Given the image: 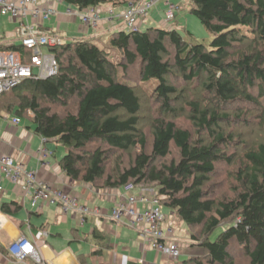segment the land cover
I'll return each instance as SVG.
<instances>
[{"label":"trees","instance_id":"obj_1","mask_svg":"<svg viewBox=\"0 0 264 264\" xmlns=\"http://www.w3.org/2000/svg\"><path fill=\"white\" fill-rule=\"evenodd\" d=\"M61 1L79 11L129 4ZM188 2L190 13L215 35L210 45L187 41L170 25L175 20L168 24L171 28L112 33L108 43L121 53L119 63L91 40L63 43L49 50L58 59V74L26 80L0 96V113L20 118L32 113L36 134L45 144L65 149L60 166L75 182L103 190L128 184L158 188L162 206L188 226L191 247L204 252L174 264H264V143L246 149L239 169L231 173L233 195L219 194L220 185L212 182L218 166L234 163L236 154L227 150L248 144L236 142L226 126L255 120L264 131V0ZM6 50L29 55L21 45L0 46ZM132 70L141 84L157 81L153 94L131 80ZM169 77L182 80L183 91ZM198 84L204 100L184 97ZM139 92L160 106L151 121L149 154L140 128ZM185 112L193 129L177 122ZM137 147L141 151L129 166L110 171L114 154ZM175 150L178 159L170 162ZM0 208L8 215L21 210L17 202Z\"/></svg>","mask_w":264,"mask_h":264},{"label":"crops","instance_id":"obj_2","mask_svg":"<svg viewBox=\"0 0 264 264\" xmlns=\"http://www.w3.org/2000/svg\"><path fill=\"white\" fill-rule=\"evenodd\" d=\"M40 3L41 6L56 9L58 14L46 21L41 18L29 21L36 24L42 33L58 36L63 42L62 24L75 38L74 41L100 39L106 33L127 30L122 22L118 20L110 22V19L113 14L124 12L128 4L119 8L111 5L96 8L100 13L101 22L94 29L83 24L77 15L78 9L61 0H40ZM68 10H72L73 14H68ZM148 23L147 26L140 25V29L145 31L148 27L154 26L150 20ZM20 24L19 19L0 15L1 47L21 45ZM163 24L171 27L165 21ZM163 24L158 27H164ZM29 115L30 118H20L14 113H0V154L13 157L23 163L28 170L37 172L40 178L76 196L80 204L100 208L107 214L86 216V221L82 224V215L64 214L58 204L41 202L37 208H33L30 196L22 187L1 179L3 192H0V207L3 203L17 202L21 210L8 215L2 213L0 208V264H16L11 260L8 247L21 237H26L35 244L46 264H139L142 258L144 264L176 263L169 257L149 249L137 231L110 218L109 213L128 196L124 187L96 189L66 176L60 166L62 159L58 158L56 150L51 146L56 143H44V139L36 134L31 119L33 114ZM14 118H19L20 123L14 124ZM44 147L53 154L44 163H40L38 153ZM175 221L176 219L172 222ZM176 237L183 248V255L186 254L190 258L185 242L178 239V232ZM27 264L35 263L29 259Z\"/></svg>","mask_w":264,"mask_h":264},{"label":"built area","instance_id":"obj_3","mask_svg":"<svg viewBox=\"0 0 264 264\" xmlns=\"http://www.w3.org/2000/svg\"><path fill=\"white\" fill-rule=\"evenodd\" d=\"M162 1L167 6L165 22L170 24L175 20L177 6L173 0ZM155 5L156 0H146L140 5L130 4L124 12L113 14L110 22L118 20L125 24L128 31H140V21L143 17H148ZM57 14L56 9L41 6L40 0H0V15L20 20L21 46L29 53L25 56L20 51H0V96L12 92L26 80H45L58 74V59L49 50L64 42L58 36L42 33L36 24L29 21L40 18L46 21ZM68 14H73L72 10H68ZM77 15L83 24L90 28L96 29L101 22L100 13L93 8L78 11ZM13 123L19 124L20 119L14 118ZM52 154L49 149L41 148L38 153L40 163H44ZM1 179L22 187L30 196L33 208H37L41 202L58 204L64 214L82 215V224L85 223L86 216L107 214L100 208H90L80 204L76 196L64 192L40 178L37 172L28 170L23 163L4 154H0ZM124 188L128 196L109 213L110 218L137 231L149 249L178 262L183 255V248L176 237L175 222L166 223L168 217L163 211L158 188L134 184H128ZM0 192H3L1 181ZM8 250L12 262L16 264H27L29 259L35 264H46L42 253L26 237H21L12 243ZM144 262L143 258L139 260V264Z\"/></svg>","mask_w":264,"mask_h":264},{"label":"rangeland","instance_id":"obj_4","mask_svg":"<svg viewBox=\"0 0 264 264\" xmlns=\"http://www.w3.org/2000/svg\"><path fill=\"white\" fill-rule=\"evenodd\" d=\"M128 1H129L128 6H129L130 4H133V5L143 4L146 0H128ZM173 3L177 6L178 11H177V17L175 19L176 21L172 23L173 24L172 27L178 29L179 32L185 37L187 41H190L193 39L196 43L204 44L207 46L210 45L211 42L215 39V35L209 33L206 30V28L202 25L200 20L190 13L191 7H190L188 0H173ZM155 6L156 7H153L148 17L142 18V20L139 23L140 25L147 26L149 24L148 23L149 20L150 22L154 23L153 27H156V26L158 27V26H161V24H163V22L165 21V13L167 10V6L162 0H156ZM165 25L166 24H163L162 26L165 27ZM168 28H171V27H168ZM62 30H63L62 33H64V35L62 34V38L64 39V42L70 43L74 41L75 38L67 31V27L64 24H62ZM140 31H143V30L140 29ZM189 33H191L192 35L191 37H189ZM110 35L111 33H106L100 39H94L91 41L98 44L101 48L105 49L109 53L110 58L113 62L119 63L122 56H121V53L117 49L111 47L110 44L108 43ZM43 51L46 52V50H43ZM130 78L131 80H133L134 83H136V85L141 87L142 91L147 90L149 91L150 94H153V91L158 86L157 81H151L148 83V85L141 84L140 82H138L136 72L134 70L131 71ZM202 78L203 80L206 79L205 76H203ZM168 80L172 84H177V86L179 87V90H182L186 87V84H184L182 80H179L177 78L169 77ZM199 86L200 84L196 85V88L195 87L192 88L193 89L192 92L190 90L185 92L184 97L189 95V97L191 98L194 97V99L196 100L197 99L204 100L202 99L203 97H205L203 96V90L202 88L199 89ZM149 88H151V90ZM139 94H140L139 96L141 97L143 101L142 102L143 111L141 113L142 122H141L140 128L142 129V132L147 135L148 145H147L146 152L149 154L152 150L151 147H152V142H153L151 121L153 120V118H155L158 115V113L160 114V106L155 105L153 103V100H152L153 97L146 96L144 94H141L140 92ZM181 96H183L182 93H181ZM145 97H147L148 100ZM174 107L178 109L181 107V105L180 103H178V104H175ZM56 111L61 112V109L56 108ZM188 118L189 116L186 112L184 113V115L181 113L180 116L176 117L178 124H181L184 128L193 129L194 127L192 123L189 122ZM226 131L234 134L236 142L243 143V141H245L248 143L247 147L242 146L241 144H238L236 148L228 149L227 151L229 153L236 154V158L233 159L234 163L231 166H226V165L218 166L217 172L212 177V182L214 184L220 185L219 194H224L225 192V193H228L229 195H233V190L230 188V186L234 187L236 186V184L232 183L233 179L231 177L232 176L231 173L239 169L241 158L246 152V149H249L255 144L264 143V131L261 129V127L258 126L257 123H255V120L254 122L248 120V123L243 122L237 125L226 126ZM51 146L52 148H54V150H56L58 158L62 159L66 155V151L62 146L57 145V144H53ZM140 151H141L140 147H137L123 154H120V153L114 154V156L111 158V162L109 163L110 171L114 170V168L117 165H121L122 167L129 166L134 160V158L137 156V154L140 153ZM177 159H178V155L175 150L174 155L170 157L169 161L171 162L172 160H177ZM163 211L165 215L168 217L166 219L167 224L172 223V221L176 219L174 227H176L177 229L178 239H182V242H185L186 250L187 252L190 253L191 257L198 258L204 255V252L200 247H197V248L191 247L192 241L189 236L188 226L184 224L183 222H180V220L175 216V214L171 210L163 208ZM223 229L225 228L224 227L219 228L215 232V234L212 236L213 241L217 239V237L222 233ZM187 258H188V255L184 254L181 256L180 261L186 260ZM241 259H245V258L241 257Z\"/></svg>","mask_w":264,"mask_h":264}]
</instances>
